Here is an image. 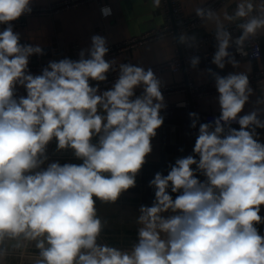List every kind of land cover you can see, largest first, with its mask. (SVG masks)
Masks as SVG:
<instances>
[{
	"label": "clouds",
	"instance_id": "1",
	"mask_svg": "<svg viewBox=\"0 0 264 264\" xmlns=\"http://www.w3.org/2000/svg\"><path fill=\"white\" fill-rule=\"evenodd\" d=\"M161 3L152 0L154 9ZM32 4L0 0V25H5L0 31V264L14 258L31 264H264V236L256 227L264 224L259 214L264 143L257 132L264 129V95L240 115L255 91L251 63L241 65L235 55L248 56L246 46L264 34V0H226L218 10L207 0L192 6L201 26L214 34L211 63L243 71L225 76L211 68L200 71L214 79L220 115L199 124L195 155L177 158L167 175L156 172L149 181L154 200L138 208L137 240L130 249L102 242L106 221L96 204L116 203L136 187L164 124L165 80L152 67L106 60L108 39L99 34L91 36L78 60H50L40 74H32L30 57L45 55L44 49L22 44L12 24L31 15ZM100 13L107 18L112 8L103 6ZM229 25L241 34L234 37ZM172 39L186 50L201 47L186 30ZM233 46L235 54L229 50ZM187 63L199 70L201 57L191 55ZM109 72L118 76L101 91L99 82ZM19 87L26 95H17ZM188 116L196 129L199 115ZM53 140L57 152L71 149L82 163L49 162ZM169 190L179 193L175 199ZM31 247L35 256L29 255Z\"/></svg>",
	"mask_w": 264,
	"mask_h": 264
},
{
	"label": "crops",
	"instance_id": "2",
	"mask_svg": "<svg viewBox=\"0 0 264 264\" xmlns=\"http://www.w3.org/2000/svg\"><path fill=\"white\" fill-rule=\"evenodd\" d=\"M56 0H33L32 6H39L51 3ZM210 0H207V2ZM185 12L192 14V6L198 3V0H182ZM104 4L112 8V15L107 18L100 13V4L91 2L72 9L63 10L58 13L49 15H32L27 18L25 25L13 24L15 32L21 34L22 44H40L45 52L43 56L33 55L30 57L29 65H46L50 60H60L63 58H75L79 56L82 49L89 47L90 38L94 34H99L108 39V47L114 46L123 40L141 35L156 27L163 25L167 21L164 0L161 7L153 8L152 0H104ZM233 4L230 8H234ZM230 26V25H229ZM5 25H0V31ZM196 36L209 34L204 27H199L193 32ZM263 46V57L256 60L248 58H237L241 65L251 63L252 70L250 76L256 71L264 68V34H261ZM75 43L79 47H74ZM216 41L214 40L210 46L214 48ZM176 55V44L172 39V35L155 39L144 45L130 49H124L117 54H110L105 59H116L117 64L132 63L134 65H143L144 67L152 66L173 58ZM211 68L221 76H225L231 72L243 71V68H233L231 65L221 70L216 66L209 67L201 61L199 70H191L187 65V70L177 73L168 71L159 75L167 84H181L186 81L187 74L192 76L193 82L198 86L209 85L211 92L200 93L196 97L200 111L203 113H220V107L216 100L218 96L215 88L214 79L207 75H200V71ZM41 73V72H40ZM40 73H32L38 75ZM250 86L254 89L255 95L250 97V102L240 114H246L252 111L257 105L255 101L261 95H264V82H250ZM25 90L19 87L17 93H23ZM142 89H136V93ZM166 102L175 103L180 100H190L189 91H180L164 95ZM162 114V113H161ZM184 120V119H180ZM185 121V120H184ZM191 121V120H189ZM200 123H206L203 119H199L196 134L185 133L186 130L192 129L189 123H168L164 122L161 128L157 130V136L153 139V152L147 157V163L143 166L140 175L136 177V187L124 193L116 203L105 204L97 201L96 207L98 215L103 221H106L104 231L102 233L104 243L121 249H130L137 240V229L139 225L136 223L139 215L138 208L141 204L151 206L154 200V188L149 187V181L154 178L156 172L164 175L168 173V165L174 164L179 157L195 155L193 147L198 135ZM264 143V138H259ZM55 140L50 142L47 148L49 162L62 160V157L55 154ZM173 147V148H168ZM183 148V152L180 149ZM199 159V157H195ZM72 164H81L82 161L72 157ZM195 168V165H193ZM198 175L203 181L205 177ZM170 192V190H169ZM179 193H171L173 199ZM166 213L165 215H169ZM264 218V205L261 206L259 213ZM259 233L264 236V224L256 225ZM29 255L35 256L37 251L34 247L29 250ZM10 264H31L30 260H21L14 258L10 260Z\"/></svg>",
	"mask_w": 264,
	"mask_h": 264
},
{
	"label": "built area",
	"instance_id": "3",
	"mask_svg": "<svg viewBox=\"0 0 264 264\" xmlns=\"http://www.w3.org/2000/svg\"><path fill=\"white\" fill-rule=\"evenodd\" d=\"M91 2H97L100 4L101 7L103 6H109L107 4H104V0H56L48 4L39 5V6H32L33 11L31 15L22 16L17 21H14V24L17 25H25L27 22V18L32 15H49L58 13L63 10L72 9L74 7H79ZM226 3V0H210L208 1V4H210L214 9H219L223 6V4ZM164 7L166 12L167 21L159 26L156 27L150 31H147L141 35L138 36H132L129 37L122 42L109 47V53L110 54H117L118 52L124 50V49H130L137 46L144 45L145 43H148L150 41H153L155 39L164 37L166 35H178L181 30H186L189 32V34H193V32L199 27L201 24L200 20L195 16V13L187 14L185 12L182 0H164ZM229 31L232 33L234 37L239 36L240 30L235 25L229 26ZM198 40L200 42V49L198 52H194L192 50H186L182 46L176 44V55L166 61L156 63L152 66L153 70L157 73V75H161L163 73H166L168 71L177 73L183 70H187V59L191 55H199L201 57V61L205 63V65L212 67L215 66L211 63L212 57L216 51V47L212 48L211 43L215 40L214 34H204L197 36ZM74 47H79L78 43H75ZM235 54V46L229 49ZM246 51L248 52V56L241 57L239 54L236 55L237 58H248L250 60H256L263 57V46L261 41V36L259 35L256 39H253L249 42V44L246 46ZM106 56V57H107ZM105 57V58H106ZM73 60H78V57L72 58ZM119 65V64H117ZM46 65L38 64V65H29V69L31 73H40L42 68ZM175 67V70H173V67ZM148 68V67H145ZM118 76V72H109L107 74V80L105 82H99L100 90H107L112 87L113 83L115 82L116 78ZM250 82L254 81H263L264 82V68L256 71L250 76L249 79ZM98 82L96 81H90V84L92 86H95ZM214 89H211L209 85H203L198 86L193 82L192 76L187 74L186 81H184L181 84H166L162 88L163 95H168L171 93H176L180 91H189L191 94L190 100H180L175 103L166 102L167 108L165 111L162 112V115L165 117L164 120L167 119H173V120H180L184 119L186 121H189L190 118L188 116L189 112H195L199 115V118L203 119L205 122L211 121L213 118L218 117L220 113H203L200 111L199 105L196 102V97L200 93L204 92H211ZM142 91L136 93V95H140ZM18 96L20 95H26V92L23 93H17ZM183 104L184 107H180L179 105ZM241 116L244 114H240ZM264 118V117H262ZM231 127L239 129V125L233 123ZM257 132L260 134L259 138H264V129H257ZM185 133L190 134H196L197 131L195 129L186 130ZM58 155L62 157V160L59 162L61 165L65 163H70L72 157L74 155L71 153L70 155H63L62 151L58 152ZM49 158H53L51 155ZM140 175V173H139Z\"/></svg>",
	"mask_w": 264,
	"mask_h": 264
},
{
	"label": "water",
	"instance_id": "4",
	"mask_svg": "<svg viewBox=\"0 0 264 264\" xmlns=\"http://www.w3.org/2000/svg\"><path fill=\"white\" fill-rule=\"evenodd\" d=\"M164 122H168V123H177V122H179V123H182V124H184V123H189V124H191V121H184V120H171V119H167V120H164ZM207 123V122H206ZM97 139L98 138H93V143H96L97 142ZM168 148H173V147H168ZM54 150H55V154H58V152L56 151V141H55V146H54ZM73 154V152H72V150L71 149H68V150H63L62 151V154L63 155H70V154ZM74 155V154H73Z\"/></svg>",
	"mask_w": 264,
	"mask_h": 264
}]
</instances>
